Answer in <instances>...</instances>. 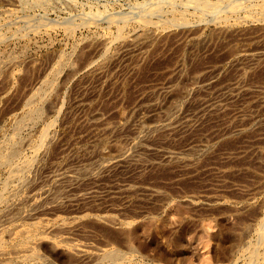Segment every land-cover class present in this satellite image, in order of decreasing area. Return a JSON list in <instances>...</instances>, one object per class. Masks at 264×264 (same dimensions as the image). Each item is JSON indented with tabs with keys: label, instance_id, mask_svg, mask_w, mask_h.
Here are the masks:
<instances>
[{
	"label": "rangeland",
	"instance_id": "rangeland-1",
	"mask_svg": "<svg viewBox=\"0 0 264 264\" xmlns=\"http://www.w3.org/2000/svg\"><path fill=\"white\" fill-rule=\"evenodd\" d=\"M149 1L160 3L162 11L151 13ZM202 1L0 0V54L15 59L0 69V128L21 113L57 55L62 51L68 57L42 101V121L53 119L48 141L18 198L0 206V223L3 213L14 214L18 208L28 210L20 215L26 217H18L25 223L56 216L66 221L35 242L40 260L25 264H92V256L109 246L132 253L126 264H264V233L255 232L264 216V18H247L245 12L247 4L258 8L262 0H244L245 7L232 15L225 13L232 0L228 5L226 0ZM212 7L219 9L218 15ZM132 10L143 17L133 19ZM121 13L128 16H123L128 20L123 34L128 35L122 34L104 53V42L114 32L109 23L122 18ZM143 18L152 25L139 24ZM80 20L92 26H77L70 35L63 31L64 22ZM30 24L39 33L33 34ZM245 48L260 52L253 61L232 57ZM174 111L171 125L154 126ZM38 127L29 125L20 136L33 135ZM138 128L145 137L134 148L131 138ZM166 150L177 155L168 157ZM120 154L129 156L96 167ZM56 168H74L77 182L70 185L65 177L54 182L50 176ZM83 171L88 173L80 175ZM85 188L93 192L82 194ZM36 194L40 204L32 208L30 199ZM5 230L0 236L8 241L12 229ZM57 236L65 237L64 244L55 243ZM70 242L87 247V253L72 249ZM246 244L254 249L250 254Z\"/></svg>",
	"mask_w": 264,
	"mask_h": 264
},
{
	"label": "bare ground",
	"instance_id": "bare-ground-1",
	"mask_svg": "<svg viewBox=\"0 0 264 264\" xmlns=\"http://www.w3.org/2000/svg\"><path fill=\"white\" fill-rule=\"evenodd\" d=\"M4 1V0H3ZM6 1H8V0H6ZM10 1H12V0H10ZM15 1V0H14ZM23 1V0H22ZM25 1V0H24ZM35 1V0H34ZM37 1V0H36ZM38 1H40V0H38ZM44 1V0H43ZM50 1V0H49ZM229 0H226V3L228 2ZM244 2V0H232V1H230V2H228L230 5H229V8H227L228 6H226V10L227 9H230V10H228V11H226L225 13H227V12H229L230 11V15H232L231 14V11H233V10H236V9H240L241 8V6H242V3ZM249 1V0H248ZM252 1V0H251ZM19 2V1H18ZM46 2V1H45ZM152 2L153 1H149V3H151L152 4ZM154 2H156V1H154ZM153 2V4H155V5H151L149 8H151L150 9V12H151V10L153 9V11H155V9H156V11H157V8L158 9H160V6H159V4L160 3H158V5H157V3H154ZM203 2V1H202ZM204 2H206L207 3V1L205 0ZM204 2L202 3V5L204 4ZM246 2H247V0H246ZM261 2V3H260ZM259 3L261 4V6L260 7H258L257 8V6L256 7H252L251 5H249V4H247L246 5V11L245 12H247V14H246V16H247V18L250 16H256V18L255 19H257L258 20V17L259 18H264V0H262V1H260ZM20 3V2H19ZM24 3V2H23ZM26 3H27V1H26ZM25 3V4H26ZM39 3V2H38ZM81 3V2H80ZM205 3V4H206ZM228 3L227 4H225V5H228ZM21 4V3H20ZM29 4H30V2H29ZM34 4V3H33ZM37 4V3H36ZM36 4H35V6H36ZM41 4V3H40ZM49 4V3H48ZM172 3H169V5L170 6H172L171 5ZM173 4H175V3H173ZM177 4H179V3H177ZM208 4L209 5H211L209 2H208ZM254 4V3H253ZM252 4V5H253ZM255 4H257L258 5V3H256L255 2ZM24 5V4H23ZM27 5V4H26ZM25 5V6H26ZM73 5V4H72ZM149 6L150 4H148V2H147V4H146V6ZM161 5V4H160ZM21 6V5H20ZM25 6H23V7H25ZM29 6V5H28ZM40 6H42V5H40ZM132 6H134V5H132ZM159 6V7H158ZM198 6V5H197ZM201 6V5H200ZM22 7V6H21ZM20 7V8H21ZM31 7V6H30ZM30 7H29V9H30ZM37 7H38V5H37ZM44 7V6H43ZM90 7V6H89ZM135 7V6H134ZM162 7V6H161ZM172 7H174V8H172ZM172 7H170V8H172V9H175L176 11L179 9H176L175 7L176 6H172ZM202 7V6H201ZM200 7V8H201ZM214 7V6H213ZM212 7V8H213ZM221 7V9L223 8V6H220ZM225 7V6H224ZM243 6H242V8H244ZM132 8V7H131ZM136 8V7H135ZM134 8V9H135ZM197 8H199V7H197ZM207 8L209 9V7H208V5H207V7L205 6V8H203V11L204 12H206L207 11ZM219 8V7H218ZM46 9H47V7H46ZM133 9V8H132ZM137 9V8H136ZM135 9V10H136ZM138 9H140V8H138ZM148 9V8H147ZM146 9V10H147ZM204 9H206V11L204 10ZM214 9V8H213ZM215 9H217V8H215ZM214 9V10H215ZM220 9V10H221ZM4 10V9H3ZM23 10V9H22ZM25 10V9H24ZM26 10H27V8H26ZM131 10V9H130ZM161 10V9H160ZM198 10H200V9H198ZM211 10V9H210ZM222 10H224V8L222 9ZM240 10H242V9H240ZM2 11V10H1ZM33 11V10H32ZM89 11V10H88ZM117 11V10H116ZM133 11V10H132ZM131 11V12H132ZM138 11H140V10H138ZM137 11V12H138ZM141 11H142V9H141ZM140 11V12H141ZM156 11L154 12V13H156ZM159 11V10H158ZM162 11V10H161ZM174 11V10H173ZM209 11V10H208ZM213 11V10H212ZM216 11V13L218 12L219 13V9L218 10H215ZM237 11V10H236ZM6 12V11H5ZM25 12V11H24ZM86 12V11H85ZM119 12V11H118ZM137 12H132L133 14H134V17H133V19H135V18H138V16H139V18L142 16V14H138V16H136L135 17V13H137ZM143 12H145V11H143ZM146 12H149V10H147ZM146 12H145V14H146ZM180 12V11H179ZM181 12H185V11H181ZM180 12V13H181ZM201 12H202V9H201ZM220 12H223V11H220ZM235 11H233L232 13H234ZM11 13V12H10ZM38 13V12H37ZM90 13V12H89ZM88 12H86V14L85 15H87V14H89ZM103 13V12H102ZM105 13V12H104ZM103 13V14H104ZM130 13V12H129ZM127 14V15H131V13L130 14ZM152 13V12H151ZM151 13H148V14H151ZM218 13H217V15H218ZM236 13V12H235ZM240 13V12H239ZM2 14V13H1ZM27 14V13H26ZM43 14V13H42ZM76 14V13H75ZM102 14V15H103ZM122 14V18H120V15H119V18L118 17H115L113 20H111L113 17H111V22L109 23V24H111L112 26H113V28H114V32L112 33V34H110V36H108V38H106V40H105V42H104V46H103V51L104 50H106L108 47H109V45L114 41V40H117V39H120L119 37H121L122 36V34H123V30H124V27L126 26V22H128V20L127 21H125L123 18L124 17H126L127 19H128V16H126V14H124L123 15V13H121ZM133 14H132V16H133ZM160 14L162 15V13L161 12H159L158 13V16H160ZM81 15H83V13L81 14ZM84 15V16H85ZM93 16L94 14L93 13H90V16ZM96 15V14H95ZM94 15V16H95ZM110 15H112V14H110ZM109 15V16H110ZM113 15H117L116 14V12L113 14ZM216 15V14H215ZM220 15V14H219ZM227 15V14H226ZM226 15H224V16H222L221 18H225V17H228V16H226ZM244 15V14H243ZM6 16H8L7 14H6ZM31 16V15H30ZM33 16H35V15H33ZM75 16H77V15H75ZM107 16V15H106ZM106 16H104V17H102V18H100V19H103V18H106ZM124 16V17H123ZM145 16H149V15H145ZM153 16V15H152ZM151 15L149 16V17H152ZM155 16V15H154ZM158 16H157V18H158ZM182 16H184V15H182ZM199 16V15H198ZM197 16V17H198ZM200 16H201V14H200ZM199 16V17H200ZM246 16H244V17H246ZM16 17H18V15L16 16ZM32 17V16H31ZM40 17V16H39ZM81 17V16H80ZM108 17V16H107ZM143 17V16H142ZM172 17V16H171ZM181 17V16H180ZM202 17V16H201ZM200 17V18H201ZM212 17H214V16H212ZM216 17V16H215ZM214 17V18H215ZM244 17H240V18H244ZM249 17V18H250ZM11 18V17H10ZM27 18V17H26ZM77 19H78V17H76ZM96 18V17H95ZM99 18V17H98ZM110 18V17H109ZM131 18V17H130ZM156 18V19H157ZM167 18V17H166ZM166 18H161V20L162 19H166ZM173 18H174V16H173ZM178 18V17H177ZM183 18V17H182ZM182 18H180V20L182 19ZM185 18H187L186 16H185ZM204 18H206V17H204ZM214 18H209L210 20H212V19H214ZM228 18H230V16L228 17ZM232 18V20H233V17H231ZM235 18L236 19H238L236 16H235ZM234 18V19H235ZM240 18H239V20H240ZM253 18V17H252ZM251 18V19H252ZM31 19H34V17L33 18H31ZM30 19V20H31ZM35 19H36V17H35ZM42 19V18H41ZM84 19V18H83ZM108 19V18H107ZM132 19V18H131ZM155 19V20H156ZM159 19V18H158ZM184 19V18H183ZM182 19V20H183ZM215 19H217V18H215ZM245 19V18H244ZM27 20V19H26ZM136 20V19H135ZM167 20H169L168 18H167ZM171 20V19H170ZM169 20V21H170ZM179 20V19H178ZM201 20V19H200ZM217 20H219V19H217ZM216 20V21H217ZM229 20V19H228ZM253 20V19H252ZM251 20V21H252ZM260 20V19H259ZM264 20V19H263ZM27 21H29V20H27ZM27 21H25V23L27 22ZM32 21V20H31ZM30 21V22H31ZM38 21H39V19H38ZM74 21V20H73ZM92 21V20H91ZM99 21V20H98ZM105 21H106V19H105ZM154 21V20H153ZM158 22L160 21V20H157ZM156 21V23H158ZM165 21L166 20H163L162 22H164V24H165ZM168 21V22H169ZM172 21V20H171ZM173 21H177V20H173ZM203 21H205V19L203 20ZM219 21H221V20H219ZM21 22H23V21H21ZM40 22V21H39ZM62 22V21H61ZM93 22V21H92ZM137 22V21H136ZM139 22V24H141V25H143V26H147V25H149V24H151L152 25V21L150 22V20L148 21V19H142V21H141V19H140V21H138ZM200 22H202V20L200 21ZM218 22V21H217ZM244 22V21H243ZM247 22V21H246ZM29 23V22H28ZM32 23V22H31ZM43 24L44 23H46V22H42ZM41 22H40V24H42ZM72 23V22H71ZM95 23V22H94ZM167 23V22H166ZM172 23V25L174 24L173 22H171ZM178 23V22H177ZM180 23V22H179ZM183 23V22H182ZM181 23V24H182ZM224 23V22H223ZM236 23V22H235ZM240 23V22H239ZM242 23V22H241ZM38 24V23H37ZM48 24V23H47ZM108 24V21H107V25H109ZM154 24V26H156L155 25V23H153ZM169 24V23H168ZM234 24V23H233ZM15 25V24H14ZM17 25H19V24H17ZM30 25H32L33 26V24H30ZM30 25H29V27H30ZM35 25V24H34ZM46 25V24H45ZM49 25V24H48ZM51 25V24H50ZM61 24H59V26H60ZM89 25H91V24H89L86 20H80V22L79 23H77V24H70L69 22L68 23H66L65 24V22H64V25H63V31L66 33V34H68V35H70V34H72V32L75 30V28L77 27V26H83V27H89ZM96 25V24H95ZM151 25H150V27H151ZM159 25H162L161 23L159 24ZM166 25V24H165ZM24 26V25H23ZM22 26V27H23ZM39 26V25H38ZM42 26V25H41ZM40 26V27H41ZM52 26H54V24L52 25ZM92 26V25H91ZM128 26V25H127ZM174 26V25H173ZM176 26V25H175ZM44 27V26H43ZM49 27V26H48ZM55 27H58V26H55ZM141 27V26H140ZM161 27V26H160ZM164 27V26H163ZM170 27V26H169ZM14 28H15V26H14ZM19 28V27H18ZM28 28V27H27ZM50 28V27H49ZM53 28V27H52ZM143 28V27H142ZM162 28V27H161ZM24 29V28H23ZM47 29V28H46ZM133 29V28H132ZM163 29V28H162ZM21 30V29H20ZM32 30V32H33V34L35 33H37L38 32V28L36 27V26H33V28L31 29ZM48 30V29H47ZM148 30V29H147ZM146 30V31H147ZM165 30V29H164ZM7 31V30H6ZM12 31H13V29H12ZM25 31V30H24ZM50 31V30H49ZM29 32V31H28ZM111 32V31H110ZM151 32V31H150ZM1 33V32H0ZM3 33V35L5 34V31L4 32H2ZM13 33H15V32H13ZM13 33H11V34H13ZM27 33V32H26ZM39 33V32H38ZM45 33V32H44ZM145 33V32H144ZM16 34V33H15ZM75 34V33H74ZM2 35V36H3ZM21 35V34H20ZM20 35H18L19 37H22V36H20ZM27 35V34H26ZM124 35V34H123ZM126 36L128 35L127 33L125 34ZM125 35H124V38H125ZM140 35V34H139ZM15 36V35H14ZM14 36H12V38L14 37ZM32 36V35H31ZM26 37V36H25ZM69 37V36H68ZM3 38H5V37H3ZM16 38V37H15ZM18 38V37H17ZM130 38V37H129ZM23 39H24V37H23ZM29 39H31V38H29ZM28 39V40H29ZM3 40V39H2ZM103 40V39H102ZM130 40V39H129ZM128 40V41H129ZM34 41V40H33ZM1 42V41H0ZM2 43V42H1ZM21 44V43H20ZM133 45V44H132ZM263 46H264V44H263ZM246 49V48H245ZM108 50H109V48H108ZM134 50V49H133ZM24 51H26V49L24 50ZM102 51V52H103ZM259 52L260 51H258V49L257 48H255V49H251V50H249V49H246V50H240V51H237V52H235L234 54H233V56L232 57H234V59H236L238 62L240 61V62H242L241 60H252V59H254L255 57H257L258 56V54H259ZM104 53H105V51H104ZM103 53V54H104ZM16 55V54H15ZM105 55V54H104ZM22 56V55H21ZM102 56V55H101ZM16 57V56H15ZM55 57V56H54ZM67 55L66 54H64V53H62V51L57 55V57H56V60H55V62L53 63V65H52V68H51V70L49 71V73H47V74H45L40 80H39V82H38V85H36V87L35 88H32L33 90H31L32 92L30 93V95L28 96V98L27 99H25V103H23L24 104V106H23V108H22V110H21V113L19 114V115H17L16 117H14L12 120H11V122L9 123V125H7L8 127L6 128L5 127V129H2V128H0L1 130H0V169H2L3 170V176H0V206L2 205H4V206H8V205H10L11 204V202L17 197V195L19 194V191H20V187L25 183V182H28L27 181V178L28 177H30L29 176V173H30V170L32 169V165L34 164V160H35V157H36V155L39 153V151L41 150V148L43 147V145H44V142H45V140H47L46 138H47V136H48V133H49V129H50V127H52L51 125H52V123H53V119H49V120H47V121H45V122H43L42 121V117H41V115H42V106H43V104H42V101H43V99H45V96L47 95V93H49L50 91H48V90H50V88L54 85L53 83H55L54 81H55V79H56V77H57V74L59 73V71H60V69H61V67L62 66H64L65 65V63L67 62ZM12 59H14V56L12 57L11 55H9V54H0V69H1V67H4L3 65L4 64H7V63H11V61H12ZM17 59V58H16ZM15 60V59H14ZM13 60V61H14ZM95 61V60H94ZM253 61V60H252ZM91 62V61H90ZM17 63H19V61H17ZM86 65V64H85ZM10 67V66H9ZM5 68V67H4ZM86 68V67H85ZM14 70V69H13ZM11 71V70H10ZM0 72H1V70H0ZM13 76V75H12ZM57 80V79H56ZM10 82V81H9ZM235 83V82H234ZM232 84V83H231ZM167 87V86H166ZM235 88V87H234ZM233 88V89H234ZM237 88V87H236ZM212 99V98H211ZM83 100H77V105L78 106H81L82 104H83V102H82ZM206 102H210V101H208V100H206V101H204L203 103H206ZM215 101H211L210 103H208L209 105H212L213 103H214ZM46 103V102H45ZM217 103V102H216ZM206 107V106H205ZM58 109V108H57ZM56 109V110H57ZM55 110V109H54ZM57 112V111H56ZM170 112V111H169ZM18 113V112H17ZM59 113V112H58ZM57 113V114H58ZM175 111L174 112H172V113H169V114H167L164 118H162V119H160L154 126H156V127H166V126H169V125H171L173 122H174V117H175ZM56 117V116H55ZM46 120V119H45ZM43 122V123H42ZM56 122V121H55ZM29 125L31 126V125H39V127H38V129H37V131H36V133H34L33 135H29L27 138H23V137H21L20 136V133H21V131L24 129V128H26V127H29ZM6 126V125H5ZM37 127V126H36ZM138 127H140V126H138ZM31 128V127H30ZM29 128V129H30ZM148 128V127H147ZM105 129V128H104ZM148 129H150V128H148ZM158 129V128H157ZM109 130V129H108ZM154 130V129H153ZM144 129H142V128H138L136 131L134 130V132H135V134L133 135V137L131 138V141H132V144H131V146H133L134 148L136 147L137 148V146L138 145H141L142 143H140V141H141V139H142V137H145L144 136ZM26 133V132H25ZM25 139V140H23V139ZM48 141V140H47ZM130 141V142H131ZM23 145H25L26 147V153H25V151H23ZM130 149V148H129ZM128 150V149H127ZM131 150H133L132 148H131ZM79 151V150H78ZM193 151V150H192ZM44 152V151H43ZM101 152V151H100ZM124 152V151H123ZM104 153V152H103ZM126 153H127V151H126ZM128 153H130L129 151H128ZM165 153L167 154V156L168 157H173V156H176L177 155V153L176 152H174V151H165ZM105 154V153H104ZM129 156V155H128ZM128 156L126 155V154H120L119 156H117V157H112V159L110 158V159H108V160H104L103 161V159H102V161H100V162H98L97 163V165H96V167L99 169V168H102V167H104V166H108V165H112V164H117V163H119L121 160H123V159H125V158H128ZM105 159H106V157H105ZM99 160V159H98ZM96 161V160H95ZM94 163V162H93ZM63 165V164H62ZM61 165V166H62ZM34 166V165H33ZM63 166H65V165H63ZM106 166V167H107ZM72 167V166H71ZM83 167V166H82ZM109 167V166H108ZM74 169V168H73ZM72 169V170H73ZM88 169V168H87ZM86 169V170H87ZM70 170V169H55L54 171H53V173L51 174V179L54 181V182H57V181H60L61 180V178H66L67 179V181L69 182V184L71 185L78 177L77 176H75V174H73V171L75 170ZM84 170V169H83ZM88 171V170H87ZM88 172H86V171H83L80 175H86ZM1 175V174H0ZM95 175V174H94ZM91 176V175H90ZM82 178V177H81ZM50 179V180H51ZM62 181V180H61ZM52 182V181H51ZM75 182H77V181H75ZM74 182V183H75ZM68 184V183H67ZM26 185V184H25ZM29 185V184H28ZM49 185V184H48ZM51 186V185H50ZM52 186H53V184H52ZM58 186V185H57ZM26 187V186H25ZM42 187H43V185H42ZM67 187V186H66ZM86 189V188H85ZM46 190H48V188L46 189ZM22 191V190H21ZM35 191V190H34ZM67 191V190H66ZM23 192V191H22ZM48 192V191H47ZM52 192V191H51ZM50 192V193H51ZM65 192V191H64ZM89 192H93V190L91 189V188H88V189H86L85 190V192H82V194H86V193H89ZM42 193V192H41ZM46 193V192H45ZM44 193V194H45ZM59 193L60 194H62L60 191H59ZM43 194V195H44ZM47 194V193H46ZM69 194V193H68ZM49 195V194H48ZM70 195V194H69ZM39 196H40V194H36L35 196H32V198L30 199V204H29V206L31 205V207L33 208V207H36V206H38L39 204H40V200H39ZM49 196H52V195H49ZM80 196V195H79ZM30 197V196H29ZM44 197V196H43ZM61 197V196H60ZM78 197V196H77ZM18 198V197H17ZM49 198H51V197H49ZM56 197H54V199H55ZM57 198H59V197H57ZM56 198V199H57ZM68 199V198H67ZM71 198H69V200H70ZM74 199V198H73ZM188 199V198H187ZM16 200V199H15ZM19 200H21V199H19ZM27 200V199H26ZM49 199H47V201H48ZM51 201L53 200V198L52 199H50ZM29 201V200H28ZM43 201V200H42ZM51 201H48L47 203H50ZM54 201V200H53ZM59 201V200H58ZM73 201V200H72ZM19 202V201H18ZM18 202L16 203V205L18 204ZM57 203V202H56ZM44 204V203H43ZM23 205V204H22ZM28 206V205H27ZM26 207V206H25ZM39 207V206H38ZM3 208V207H2ZM37 208V207H36ZM35 208V209H36ZM42 208V207H41ZM11 209V208H10ZM13 209V208H12ZM15 209V208H14ZM13 209V210H14ZM7 210V209H6ZM9 210V209H8ZM12 210V211H13ZM26 211H28V210H26ZM23 208L22 209H20V208H18L17 209V211H16V213H14V214H11L10 213V211H6V213H3L4 214V216H5V218L4 219H1V221L2 220H4V222L3 223H0V235H1V232H3L6 228H10V230L8 229V231L10 232L11 231V229H12V235L11 236H9L10 237V239L8 240V241H5V240H3V238L0 236V264H25V262L26 261H29V260H36L37 258H38V253H37V251H36V249H35V246H34V244H35V242L37 241V240H39V239H43L44 237H47L46 236V233L48 232V230H51V228L53 227L54 228V226H56V225H61V224H64L66 221H65V219H64V217L62 216H56L55 218H49V219H45V218H40L39 219V217H38V220H36V221H32V222H29V221H26V222H29V223H25L24 221L22 222V221H19L18 220V217L20 216V215H22L23 214V212H26ZM32 211H34V210H32ZM36 211V210H35ZM4 212H5V210H4ZM28 214H30V212L28 213ZM27 214V215H28ZM26 215V214H25ZM24 216V215H23ZM23 216H20L21 218L23 217ZM98 216V215H97ZM100 216V215H99ZM99 216H98V218H99ZM105 216V215H104ZM1 217V216H0ZM19 217V218H20ZM24 217H26V216H24ZM23 217V218H24ZM68 217V216H67ZM76 217V216H75ZM101 217V216H100ZM106 217V216H105ZM22 218V219H23ZM74 217H72V219H73ZM34 219H36V218H33V220ZM69 219V218H68ZM72 219L70 218V220L72 221ZM69 220V221H70ZM264 221V216L257 222V224H256V227H255V232H256V234H258V236H260L261 235V231H262V234L264 233V231L262 230V225H263V222ZM68 222V221H67ZM65 225H66V223H65ZM66 227V226H65ZM65 227H63V228H65ZM52 228V229H53ZM56 228V227H55ZM5 231H7V230H5ZM8 231H7V233H8ZM53 231V230H52ZM51 232V231H50ZM50 232H48V233H50ZM5 233V232H4ZM3 234V233H2ZM51 234V233H50ZM7 235H9V234H7ZM63 235V234H62ZM53 236H55V235H53ZM261 236H263V235H261ZM8 237V236H7ZM61 237H63V236H61ZM60 236H57L56 238H52V237H50V238H52V239H54V241H55V243L57 242V244L58 245H61L63 242H65V239H63V238H65V237H63V238H61ZM68 238V237H67ZM66 238V239H67ZM174 238V237H173ZM263 239H264V237H262ZM262 238H259V240L261 239L262 241H263V239ZM49 239V238H48ZM70 239V238H69ZM44 240V239H43ZM252 240V239H251ZM261 240H260V242H261ZM54 241H52V242H54ZM40 242V241H39ZM250 242V241H249ZM259 242V243H260ZM78 243V242H77ZM258 243V244H259ZM64 244V243H63ZM76 244V243H75ZM74 243L73 244H71V242H70V245L69 246H72V247H70V249L72 248V249H75V250H77L78 252H81L82 254H86L87 253V250H85V249H83V248H81V247H78L79 245H75ZM225 244V243H224ZM231 244H232V242H231ZM250 244H251V242H250ZM82 245V244H81ZM223 245V244H222ZM247 245V244H246ZM261 245H263V244H261ZM261 245H259V246H261ZM226 246H227V243H226ZM252 246H254V245H252ZM83 247V246H82ZM84 247H85V245H84ZM223 247H224V245H223ZM228 247V246H227ZM258 247V246H257ZM68 248V247H67ZM226 248V247H225ZM242 249V248H241ZM256 249V248H255ZM245 251H247L248 253L250 252L251 253V251H253L254 249H253V247L251 248V245H247L246 247H245V249H244ZM244 251V252H245ZM93 252V251H92ZM242 252H243V250H242ZM256 252V251H255ZM246 253V252H245ZM249 253V254H250ZM81 254V255H82ZM252 254H255V256H256V254L257 253H252ZM250 255L249 257H250V261H251V256H253V255ZM88 256V255H87ZM239 256V255H238ZM242 256V255H241ZM248 256V255H247ZM246 256V257H247ZM90 257V256H89ZM92 257H94V259H92L93 260V262H92V264H105L106 262H108V261H112L114 264H126L127 262H129V260H131L132 259V253L131 252H122V251H120V250H118V249H116V248H114V247H106V248H102L98 253H96V255L95 256H92ZM248 257V258H249ZM254 257V256H253ZM239 258V257H238ZM241 258V257H240ZM244 258V257H243ZM254 259V258H253ZM255 259H257V258H255ZM37 260H40V259H37ZM247 261H249V259L247 260ZM254 261V260H253ZM35 262V261H34ZM39 263V262H38ZM42 263V262H41ZM131 263V262H130ZM28 264V263H27ZM46 264V263H45Z\"/></svg>",
	"mask_w": 264,
	"mask_h": 264
}]
</instances>
